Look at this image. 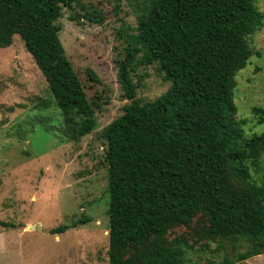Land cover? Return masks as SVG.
I'll return each mask as SVG.
<instances>
[{
  "label": "trees",
  "instance_id": "16d2710c",
  "mask_svg": "<svg viewBox=\"0 0 264 264\" xmlns=\"http://www.w3.org/2000/svg\"><path fill=\"white\" fill-rule=\"evenodd\" d=\"M75 0H0V47L18 35L44 75L70 135L94 125V110L59 38L62 8ZM253 0H149L135 45L119 67L129 103L105 128L108 264H186L183 237L167 231L202 215L207 240L246 244L236 261L264 254V185L247 182L264 133L242 137L231 123L233 75L251 54L260 24ZM139 45V46H138ZM143 51L170 82L153 100L135 98L128 66ZM90 79L99 81L92 70ZM264 122V107L256 108ZM80 117L76 121L75 117ZM241 177L238 184L232 177ZM50 229L58 234L84 223ZM0 225L9 224L0 220ZM229 262L225 260L224 263Z\"/></svg>",
  "mask_w": 264,
  "mask_h": 264
},
{
  "label": "rangeland",
  "instance_id": "374dc122",
  "mask_svg": "<svg viewBox=\"0 0 264 264\" xmlns=\"http://www.w3.org/2000/svg\"><path fill=\"white\" fill-rule=\"evenodd\" d=\"M149 0H75L62 8L59 38L93 107L94 125L73 138L47 81L18 35L0 47V264H108L109 192L104 128L129 99L119 67L135 45L138 19ZM260 24L248 36L251 54L233 75L236 107L231 125L242 137L264 133L256 108L264 107V0H253ZM139 46V45H138ZM143 51L128 66L135 98L155 99L170 82ZM92 70L99 81L90 79ZM80 121V117H75ZM247 182L264 185V152L247 164ZM241 177H232L238 184ZM86 219L58 234L50 229ZM198 215L167 231L192 246L186 264H264V254L236 261L246 244L207 240Z\"/></svg>",
  "mask_w": 264,
  "mask_h": 264
},
{
  "label": "crops",
  "instance_id": "0c3cea01",
  "mask_svg": "<svg viewBox=\"0 0 264 264\" xmlns=\"http://www.w3.org/2000/svg\"><path fill=\"white\" fill-rule=\"evenodd\" d=\"M49 232H50V230H49ZM51 233V232H50ZM51 234H53V233H51Z\"/></svg>",
  "mask_w": 264,
  "mask_h": 264
}]
</instances>
